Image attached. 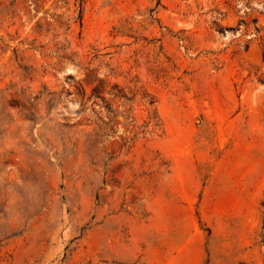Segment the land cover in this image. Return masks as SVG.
Wrapping results in <instances>:
<instances>
[{"label":"rangeland","instance_id":"374dc122","mask_svg":"<svg viewBox=\"0 0 264 264\" xmlns=\"http://www.w3.org/2000/svg\"><path fill=\"white\" fill-rule=\"evenodd\" d=\"M0 264H264V0H0Z\"/></svg>","mask_w":264,"mask_h":264}]
</instances>
